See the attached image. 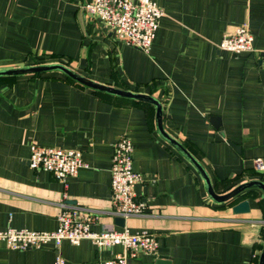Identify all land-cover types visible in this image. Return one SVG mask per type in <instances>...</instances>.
Masks as SVG:
<instances>
[{"label":"crops","instance_id":"1","mask_svg":"<svg viewBox=\"0 0 264 264\" xmlns=\"http://www.w3.org/2000/svg\"><path fill=\"white\" fill-rule=\"evenodd\" d=\"M88 1L0 0V71L58 64L150 95L162 106L165 133L199 162L217 194L264 183V0H152L165 15L150 53L85 14ZM242 25L254 50H220ZM122 136L134 145L133 170L142 177L133 187L146 204L142 216L114 214L110 168ZM34 145L78 149L87 166L65 186L31 168ZM244 200L250 211L233 213ZM64 206L95 216L93 232L154 234L157 253L140 251L128 264H250L264 247V191L214 201L198 169L160 133L152 103L97 91L60 70L0 76V231H55ZM123 252L89 239L25 251L0 242V264H53L58 255L65 264H109Z\"/></svg>","mask_w":264,"mask_h":264},{"label":"built area","instance_id":"2","mask_svg":"<svg viewBox=\"0 0 264 264\" xmlns=\"http://www.w3.org/2000/svg\"><path fill=\"white\" fill-rule=\"evenodd\" d=\"M82 9L88 16H93L104 22L115 33L119 41L127 46L150 53L159 28V22L165 15L164 10L152 0H90ZM219 49L233 54L251 52L254 50V37L247 25H242L224 36ZM134 145L132 141L122 136L114 145L111 160V193L114 214L129 218L142 216L146 204L139 201L133 187L142 181L139 173L133 170ZM29 164L35 170H45L54 175L56 180L65 186L69 178L86 167L82 151L78 149H62L34 145L29 157ZM258 172L263 171V162L255 161ZM65 207V206H64ZM95 216L78 213L76 209L65 207L59 216V226L55 231L42 232L28 229L8 228L0 231V242L8 249L25 251L40 249L43 245L53 242L60 247L65 241L78 245L89 239L97 246L121 245L124 252L109 264H128L130 258L138 252L155 255L158 250L157 237L148 232H130L114 229L93 232L91 225ZM53 264H65V259L57 256ZM250 264H259L258 260Z\"/></svg>","mask_w":264,"mask_h":264},{"label":"water","instance_id":"3","mask_svg":"<svg viewBox=\"0 0 264 264\" xmlns=\"http://www.w3.org/2000/svg\"><path fill=\"white\" fill-rule=\"evenodd\" d=\"M50 70H60L63 73H65L66 75H68L70 78L74 79L75 81H77L83 85H86L92 89H95L97 91L116 95L119 97L128 98V99H133V100H137V101L149 102V103H152L153 105H155V107L157 109V120H158V127H159L160 133L165 137V139H167V141L169 143H171L174 147H176L179 151H181L192 162V164L198 169V171L200 172L201 176L204 179L208 194L210 195V197L214 201L219 202V203L231 201L233 199H236L241 193H243L244 191H246L250 188H259L262 191H264V183L263 182H261V181H250V182L238 185L237 187H235L234 189H232L231 191H229L226 194H222V195L217 194L211 185V181H210L208 174L206 173L204 168L199 164V162L179 142L170 138L165 133V131L163 130V127H162V106L157 99H155L154 97H152L150 95H143L140 93H135V92L117 89L114 87L95 83V82H93V81H91L85 77L77 75L76 73H74L73 71L68 69L67 67H65L63 65H58V64L37 65V66H31V67H25V68L0 71V76L37 74V73L50 71ZM215 121H218V119H215ZM217 124L218 123L214 124L216 128L219 127ZM228 143L234 149H237V147L233 143H231V142H228ZM232 210H233V213H235V214L248 213L250 211L249 201L244 200V201H241L239 203H236L232 207ZM118 221H119L121 226H124V219L123 218H119ZM259 264H264V247H263V250H262L260 257H259Z\"/></svg>","mask_w":264,"mask_h":264}]
</instances>
